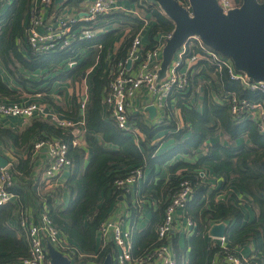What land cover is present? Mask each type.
<instances>
[{
  "label": "trees",
  "instance_id": "trees-1",
  "mask_svg": "<svg viewBox=\"0 0 264 264\" xmlns=\"http://www.w3.org/2000/svg\"><path fill=\"white\" fill-rule=\"evenodd\" d=\"M7 1L0 2V100L22 103L24 94L38 95L40 99L35 101H42L59 110V106L47 96L53 83L67 81L75 85L88 68H95L90 76L92 87L84 124L83 146H72L71 129L57 128L39 117L31 118L21 131L0 126V140L5 146L27 150L26 158L18 157L16 162L9 161L13 181L11 191L17 193L20 199L25 193L26 189L17 178L19 174L29 175L31 172L30 157L34 152V142L39 139H59L68 144L67 157L71 164L69 174L58 190H67L69 200L62 207L56 203L54 195L46 191L41 194V204L59 236L80 252L97 254V264H101L107 255L112 258L115 254L113 242L101 247L98 237L100 223L110 217L114 202L123 196L120 190L115 189L114 182L125 178L137 167L144 169L145 176L140 182L141 198L146 205L152 202L156 205L148 227L149 233L147 237L139 239L145 243L138 253L158 244L156 226L162 219L169 196L183 179H187L193 187V195L186 206V214L194 221L195 230L187 241V256L177 249L174 241L173 249L178 264H210L212 257L223 251L216 243L208 241L207 237L209 227L217 222L226 223L228 249L240 255L243 253L237 251L236 246L252 243L254 250L247 255L245 264H264V134L258 132L251 119L232 115L227 104L214 99L208 88L203 90L201 109L195 103H188L196 87V78L202 75L213 81V93L217 96L234 91L240 97L264 102V93L243 89L238 81L229 78L225 70L219 72L208 62H201V68L191 79L190 89L177 94L179 98L176 105L183 124L178 126L173 115L156 123L148 121L141 112H131L129 123L143 135L135 139L133 134L117 127L104 109L103 98L111 80L108 65L125 56L131 39L128 36L142 30L144 17L140 19L137 15L120 10L106 15L131 27L130 34L126 35L118 51L110 56L111 38L106 36L114 31L96 35L92 39L74 37L71 44L63 49L36 53L27 41V23L33 0H12L8 5ZM81 1L64 0L54 5L52 0L50 9L77 6ZM129 1L136 4L138 10L143 15L147 14V19L152 21L147 29L146 48L155 44L158 34L172 32L173 21L158 5L147 0ZM70 60L76 63L68 66ZM79 99L75 93L72 95V116L79 113ZM168 129V138H173L175 143L158 152L160 141L154 139L159 131ZM218 133L226 135L227 144L208 143V139ZM97 136L101 139L98 140ZM244 136L247 141L239 142L238 139ZM88 150L90 154L87 158ZM176 155L191 158L199 156L194 162L180 160L170 165L169 169L173 172L180 168L184 170L167 181L155 179L159 173L157 168ZM204 170L223 178L219 189L229 193L227 200L215 199L217 189L209 191L208 184L199 176V172ZM239 194L250 198L248 205L253 211L250 219L245 220L243 206L239 205ZM130 209L133 215L136 209ZM11 210L12 206L8 203L0 206V264L26 256L29 251L25 230L20 226L16 230L7 223Z\"/></svg>",
  "mask_w": 264,
  "mask_h": 264
},
{
  "label": "built area",
  "instance_id": "built-area-1",
  "mask_svg": "<svg viewBox=\"0 0 264 264\" xmlns=\"http://www.w3.org/2000/svg\"><path fill=\"white\" fill-rule=\"evenodd\" d=\"M2 1L7 0H0V2ZM216 1L223 14L238 8L242 3V0ZM51 2L52 0H33L32 2L27 23V41L30 48L36 53H49L63 49L71 44L74 37L94 38L100 30L96 24L91 23L119 8V0H91L84 11L78 12V16L69 13L56 16L50 9ZM179 2L191 14L189 3ZM50 17L52 22H48ZM79 22L87 23L88 26L84 23L78 24ZM144 22L146 23L145 19ZM171 33H160L155 44L146 48L143 44L142 30H140L130 36V44L125 56L108 65L111 80L103 98L104 109L118 128L130 132L135 139L140 131L128 121L133 99L145 92L149 100L143 105V111L147 112V106L154 105L156 107L155 122H162L165 117H169L166 110L169 109L170 101L177 94L190 89L192 76L197 71H195L197 66H199L198 69L201 68L199 65L202 64L201 62H208L216 71L225 70L229 78L238 81L243 89L264 93V81L252 80L245 72L236 70L230 58L206 45L197 35L189 36L175 51L165 75L158 78L162 49ZM75 63L74 60H70L68 66H73ZM74 88L75 94L80 98L79 111L83 114L89 103L85 77L76 82ZM217 99L227 104L232 115L251 119L258 132L264 134V102L240 97L234 91H226L217 96ZM0 117H19L27 120L34 117L43 118L57 128L71 129L73 133L72 146H81L83 143L78 132L84 126L85 118L75 119L64 116L55 110H49L47 105L40 101L19 103L0 100ZM78 127L81 128L77 129ZM33 148L34 152L41 148L47 150L44 179L45 185L49 186L58 174L71 164L67 157L68 144L59 139H39L34 142ZM199 176L203 180L206 177L205 172L200 171ZM143 178L144 169L137 167L125 178L117 179L114 182L115 189L120 190L123 196L132 197H130L131 205L138 207L139 211L144 201L140 192V182ZM12 185L9 163L0 167V206L19 197L18 194L11 191ZM51 195L53 196V194ZM192 195L191 183L187 179H183L178 188L170 194L162 219L156 226L158 244L144 249L141 253L134 254L132 252L131 233L130 230L124 228L123 219L113 220L109 217L101 222L98 229L101 247L108 242H113L115 248L112 264H178L170 236L174 231L177 217L183 220L185 228L183 230H187L188 234L195 230L194 221L186 214V206ZM18 223L26 233L29 246L28 254L2 264H49L48 244L67 256L72 264H97V254L80 252L75 246L59 236L47 216L45 207L35 219L21 212ZM209 238L223 249L212 257L210 264H245L247 262V256L239 255V253L228 249L225 235L221 237L209 235ZM237 251L239 250L237 249Z\"/></svg>",
  "mask_w": 264,
  "mask_h": 264
},
{
  "label": "crops",
  "instance_id": "crops-1",
  "mask_svg": "<svg viewBox=\"0 0 264 264\" xmlns=\"http://www.w3.org/2000/svg\"><path fill=\"white\" fill-rule=\"evenodd\" d=\"M12 0H8L6 3L7 5L9 2ZM91 0H82L77 6H64L59 9H54L52 12L56 16H60L61 14L69 13L71 15H77L78 12L84 11L87 8V5L90 3ZM5 5L4 8L7 6ZM117 10L123 11L126 14H131L134 13L137 15L140 19L144 17L146 20V26L143 27L142 29V37H143V44L146 46L148 42L147 38V29L151 25V20H148V15L140 16L137 14L136 11H134V4L131 3L129 0H119V8ZM113 10V11H117ZM112 11V12H113ZM48 17V16H47ZM53 20L48 19V22H52ZM117 21V22H115ZM84 22H79L78 24H83ZM118 23L122 24L120 20L116 18L108 19L107 16H104L102 18H99L96 22H93L91 24H96L98 27L99 33L98 35L101 36L103 34H108L109 32L114 31L110 36L111 38V43H110V54L111 53L115 54L120 46L123 43V40L127 37V32L131 30V27L128 24H124L121 27H114L113 24ZM87 25V23H84ZM128 29V30H126ZM97 35V36H98ZM160 34L156 36V38L159 37ZM125 36V37H124ZM85 52V49H84ZM95 68L92 69V67L88 68L85 75H82V79L85 77V85L86 88L88 89V92L90 94L91 90V79L90 76L94 72ZM198 71L199 69L196 68L195 71ZM194 71V72H195ZM196 71V72H197ZM194 76V75H193ZM192 76V78H193ZM206 76L202 75L197 77L196 79H205ZM81 79V80H82ZM71 83L67 81H55L52 85V89L47 93V96L51 98L58 106L59 110L52 105H47V108L49 110H55L59 112L60 114L67 116V117H73L75 119L77 118H87V110L83 114L79 113L76 114L75 116H72L70 114L72 110V87ZM75 86V85H74ZM213 93V92H212ZM90 96V95H89ZM216 96V97H215ZM142 99H145V101L142 103L141 108L139 109V112L147 116L148 121H156V116L154 117L153 120L149 119L148 117V112L143 111V105L148 103L149 97L147 94L142 93L140 96ZM215 97V98H214ZM213 98L216 99L217 95L213 93ZM23 102L22 103H27L35 100H39L40 97L38 95H26L24 94L23 96ZM42 102V101H41ZM196 107L201 109V103H196ZM169 108L172 110V115L173 118L175 119V122L178 126H181L183 124L182 117L180 110L178 109L176 103L174 101H170ZM43 119V118H42ZM46 120V119H45ZM48 121V120H47ZM30 122V119H24V118H6V117H0V126L2 127H10L11 129L15 131H21L28 123ZM49 122V121H48ZM81 127H78L79 129ZM169 129L168 130H161L159 133L156 135V138L154 139L155 141H160L158 152L163 151L166 148L171 147L174 143L175 140L172 138H168L169 134ZM84 132H85V127L82 126V130L78 132L82 143V146L84 145ZM166 135V136H165ZM139 136H143L142 133H139ZM188 136V133L187 135ZM98 140L101 139L100 136H97ZM239 142L241 141H247V138L241 137L238 139ZM220 142L223 144L228 143V138L226 135L223 133H218L215 136H212L208 139V143H216ZM6 145V144H5ZM3 141L0 140V154L5 157L8 160V164L11 162H16L18 157L21 158H26L27 157V150L26 149H18L12 146H5ZM160 149V150H159ZM90 151L88 150L87 158L89 157ZM199 155L201 153H198ZM196 155L194 157H188V156H183V155H176L174 156L170 161L166 162L165 164L161 165L160 167L157 168L156 171L159 169V173L156 175L155 179L158 178H163L165 181H167L170 177L175 176L182 172L184 169L180 168L175 170L174 172L169 169V166L174 164L177 161L183 160L186 162H194L197 158ZM86 158V159H87ZM30 163H31V172L29 175H22L19 174L18 180L21 185L24 186V189H26L23 193V197L20 199L19 197H15L9 202L8 204L12 206V210L10 212V215L8 217L7 223L10 227L19 230V215L21 212H24L27 216L30 218H37V216L44 210V206L41 204V194H44L46 191L51 192L54 196L53 198L55 199L56 203L61 205L62 207H65L68 203L69 200V192L62 188L61 190H58L61 186H63L70 170L69 167H65L56 177V179L53 181L52 184H49V186L45 185V179H44V169H45V161L47 159V150L46 148H41L40 150H36L35 152H32L31 157H30ZM87 161V160H86ZM205 172V178L203 179L205 183L208 184L209 186V191L213 189H217V192L215 194V199L219 201H225L227 200L229 193L226 190H221L219 189L220 184L222 183L223 178L221 176H215L213 174H209L208 172ZM160 175V176H159ZM145 177V176H144ZM16 183V181H15ZM58 190V191H57ZM15 193V192H14ZM17 194V193H16ZM161 195V192L159 193ZM19 196V195H18ZM131 197V196H130ZM129 196H119L118 199L114 202L112 206V210L110 213V217L113 220H119L123 219V226L124 228L130 230L131 233V245H132V252L134 254H137L141 247L144 245L145 241L139 240L142 238L147 237L148 232V227L151 223L152 217H153V212L154 209H156V205L153 204V202L150 205H146L145 201H143L141 209L138 213V207L131 205V198ZM239 200V205L243 206V210L245 212V220L250 219L253 217V211L250 209L248 203L250 202L249 196L245 194H239L238 196ZM130 207H134L136 209V212L132 215V211ZM226 224V223H225ZM157 225V224H156ZM184 228V222L180 217H177L175 220V227L174 231L171 235V243L173 246V243L177 245V249L179 251L184 252V254L187 256L189 253V246H187V241L189 240L190 236L192 235L191 232L188 234L187 230H183ZM208 241L210 240L209 235L207 234ZM175 241V242H174ZM239 251H241L245 256L248 254H251L254 250V246L252 243L245 242L241 244L240 246H236Z\"/></svg>",
  "mask_w": 264,
  "mask_h": 264
},
{
  "label": "water",
  "instance_id": "water-1",
  "mask_svg": "<svg viewBox=\"0 0 264 264\" xmlns=\"http://www.w3.org/2000/svg\"><path fill=\"white\" fill-rule=\"evenodd\" d=\"M64 0H53L54 5ZM158 5L173 21L171 36L162 49L158 78L165 75L175 51L191 35L201 40L231 59L238 71L245 72L252 80L264 81V2L242 0L241 5L223 14L216 0H188L189 10L178 0H147ZM85 74H83L84 76ZM149 119L156 115V107L146 108ZM8 165V160L0 154V167ZM225 222L213 223L208 235H225ZM49 264H72L70 259L52 245H47ZM101 264H112L107 255Z\"/></svg>",
  "mask_w": 264,
  "mask_h": 264
},
{
  "label": "rangeland",
  "instance_id": "rangeland-1",
  "mask_svg": "<svg viewBox=\"0 0 264 264\" xmlns=\"http://www.w3.org/2000/svg\"><path fill=\"white\" fill-rule=\"evenodd\" d=\"M134 11H136L137 12V14L138 15H140V16H144L142 13H141V11H139L138 10V8H137V6H136V4H134ZM132 15H135L134 13H131ZM107 18L108 19H112L113 18V16H107ZM115 22H117V21H115ZM122 25H124V24H118V23H114L113 24V26L114 27H121ZM126 30H128V29H126ZM130 34V30L127 32V35H129ZM131 35H129L128 37H130ZM125 37V36H124ZM207 86V87H206ZM214 86V83H213V81H211V79L210 78H208V77H206L204 80L203 79H197V81H196V87H195V89H194V91H193V93L191 92V97H187L188 98V103H191V104H193V103H201V100H202V98H203V93H204V91L203 90H205V89H207L208 88V90H209V93L213 96V87ZM71 87H72V95L75 93V88H74V84L73 85H71ZM216 97V96H215ZM214 97V98H215ZM179 97H175V98H173V100L172 101H174V103H176V100L178 99ZM217 99V98H216ZM145 101V99H142L141 97H136V98H134L133 99V105H132V108H131V112L132 113H134V114H136V113H140L139 112V109L141 108V106H142V103ZM166 113H167V115L168 116H171L172 115V110H171V108H169L168 110H166ZM160 150V149H159Z\"/></svg>",
  "mask_w": 264,
  "mask_h": 264
}]
</instances>
